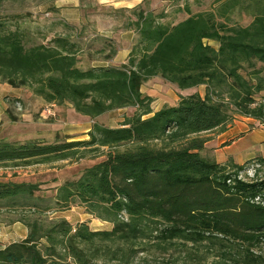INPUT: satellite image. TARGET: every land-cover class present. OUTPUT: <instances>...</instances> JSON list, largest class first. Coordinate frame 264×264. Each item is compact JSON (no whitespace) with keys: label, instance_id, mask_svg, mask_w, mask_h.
<instances>
[{"label":"trees","instance_id":"1","mask_svg":"<svg viewBox=\"0 0 264 264\" xmlns=\"http://www.w3.org/2000/svg\"><path fill=\"white\" fill-rule=\"evenodd\" d=\"M6 1H32L57 13L51 8L57 0L0 3ZM261 1L250 0L253 21L246 27L231 19L242 0H214L209 10L196 12L192 6L200 5L199 0H169L178 5L170 16L185 17L167 23L161 22L167 16L155 15L156 0L116 10L134 16L125 28L138 35L137 45L126 63L88 70L78 66L80 46L70 40L75 28L67 23H56L69 27L68 32L54 34L49 45L26 47L27 32L4 29L0 18L1 81L12 88L28 87L48 103L69 104L90 119L135 109L118 128L94 125L88 140L0 141V167L82 159L108 148L102 162L60 186L49 200L35 196L36 185L0 182V204L39 212L82 205L88 214L112 224L110 231H91L83 223L73 229L65 220L46 224L33 219L26 222L24 240L0 249V264H106L97 260L96 242L111 244L104 253L122 260L134 253L136 243L151 241L159 248L173 242L206 243L216 248L219 264H264V182L257 180L264 158L247 162L256 168L246 180L239 176L244 165L218 164L200 154L209 141L201 135L223 133L237 117L264 123ZM31 17L27 12L7 19ZM101 41L109 52L104 61L110 62L119 48L103 37ZM205 41L217 43V49ZM152 78L180 91L205 86V94L181 97L176 105L153 112L152 99L141 92Z\"/></svg>","mask_w":264,"mask_h":264},{"label":"rangeland","instance_id":"2","mask_svg":"<svg viewBox=\"0 0 264 264\" xmlns=\"http://www.w3.org/2000/svg\"><path fill=\"white\" fill-rule=\"evenodd\" d=\"M187 1L192 3L193 0ZM213 1L199 0L200 5L192 6V10L193 12L209 10ZM156 2L153 5L155 15L167 16L161 22L167 23L172 20L177 22L185 17L183 14L170 16L178 6L177 2H169V0H156ZM183 3L184 0L178 2V4ZM260 4L264 5V0ZM52 5L51 8L56 10L54 4ZM249 5L250 0H242V3H239L231 15L233 23L246 27L253 21V9L248 7ZM49 7L36 6L32 1L1 2L0 18L5 20L4 29L19 28L21 31L27 32L24 41L26 47L42 43L49 45L54 34L68 32L69 27L65 29L64 25L56 23H59L58 21L68 23L69 26H72L71 28H75L70 34V40L78 42L80 46L77 58L78 66L82 70L99 69L109 65L120 66L128 61L129 53L137 45L138 35L133 30L125 28L126 20L128 18L134 20V16L117 14L114 9L102 8L95 4H90L88 8L80 5L79 12L75 11V8H71L68 14L64 13V16L59 13L56 15L57 13L47 12ZM27 12L31 13V19H7L9 15ZM76 33H78L77 38H75ZM102 37L119 48L116 56L110 62L104 61L109 52L104 49L107 42L101 41ZM205 43L217 49V43L212 41H205ZM141 92L144 96L152 99L150 108L156 112L165 106L176 105L181 97L194 93L203 96L205 86L180 91L160 78H152L142 86ZM133 114H135V109L128 107L112 110L95 119H90L76 113L69 104L59 106L48 103L34 95L28 87L12 88L0 80V141L23 144L28 141L54 143L88 140V133L94 125L118 128L126 118ZM212 135H217V133L201 136L211 139ZM151 145L160 147V142H153ZM215 149V147H209V150H202L200 154L202 157L216 162ZM108 152V148H103L97 153L85 154L86 156L82 159L30 166L0 167V182L36 185L35 196L40 200H49L55 196L60 186L68 181L78 180L87 168L102 162ZM243 165L245 169L239 173V176L246 180L252 178L256 166L247 162ZM257 180L264 182V167L260 169ZM36 218H40L46 224L65 220L73 229L81 223L86 224L91 231H110L112 229L111 223L88 214L82 205H71L60 210L52 208L46 212H39L29 208L2 207L0 204V249L13 242L24 240L29 232L26 222ZM106 246L111 248V244L100 242H96L93 246L98 247L97 260L106 264H219L216 248L206 243L192 245L173 242L159 248L152 241L139 242L133 246L134 253L128 257L125 256L122 260H119L117 255V259L112 260L110 254H105ZM262 250H264V246H262Z\"/></svg>","mask_w":264,"mask_h":264},{"label":"crops","instance_id":"3","mask_svg":"<svg viewBox=\"0 0 264 264\" xmlns=\"http://www.w3.org/2000/svg\"><path fill=\"white\" fill-rule=\"evenodd\" d=\"M144 1L145 0H57L54 3V7L58 9H56V15L59 13L64 16V13L66 12V14H68L71 8H75V11L79 12L78 8L80 5L88 8L90 4H95L102 8L107 7L110 10H131L142 5ZM154 3L155 2L152 3V6ZM209 147L216 148L214 150V157L218 164L232 162L234 164L243 165L255 158H264V126L260 125L258 121L252 118L238 117L225 132L212 135V138L205 143L203 150H209Z\"/></svg>","mask_w":264,"mask_h":264},{"label":"built area","instance_id":"4","mask_svg":"<svg viewBox=\"0 0 264 264\" xmlns=\"http://www.w3.org/2000/svg\"><path fill=\"white\" fill-rule=\"evenodd\" d=\"M262 125H264V123H262Z\"/></svg>","mask_w":264,"mask_h":264}]
</instances>
